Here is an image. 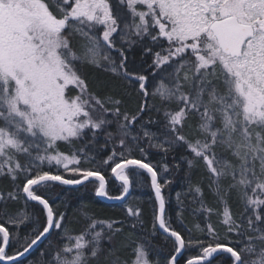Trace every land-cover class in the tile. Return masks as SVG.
<instances>
[{"label":"snow or ice","instance_id":"6c2138e0","mask_svg":"<svg viewBox=\"0 0 264 264\" xmlns=\"http://www.w3.org/2000/svg\"><path fill=\"white\" fill-rule=\"evenodd\" d=\"M39 245L36 264H264V0H0V264Z\"/></svg>","mask_w":264,"mask_h":264},{"label":"trees","instance_id":"16d2710c","mask_svg":"<svg viewBox=\"0 0 264 264\" xmlns=\"http://www.w3.org/2000/svg\"><path fill=\"white\" fill-rule=\"evenodd\" d=\"M183 172H179L175 176V183L172 185V192L173 195L175 192L179 191L182 188V177ZM110 188H111V181H110ZM57 191H64L65 192V199H67L72 209L75 210L80 205H87L90 206L95 210L97 215L100 216H112L117 218H123V210L119 207V203H106L103 202L100 198L95 197L91 186L85 187H78L76 189H73L71 187H65L63 189H57ZM137 196L142 197L144 201V206L151 210V205L148 203L149 201V192L146 188L140 189L136 193ZM134 203V201H133ZM161 241H163V236L160 237ZM44 245H39L35 250H33L26 258L22 259L23 264H36V261L39 260V252L43 248ZM168 249L161 248L160 253L161 256L167 254ZM19 264V262H18ZM222 264H227L226 257L224 261H222Z\"/></svg>","mask_w":264,"mask_h":264},{"label":"water","instance_id":"95a60500","mask_svg":"<svg viewBox=\"0 0 264 264\" xmlns=\"http://www.w3.org/2000/svg\"><path fill=\"white\" fill-rule=\"evenodd\" d=\"M100 199H101L103 202H106V203H119V202H116V201H108V200H104V199H102V198H100ZM36 248H37V247H36ZM36 248H34L33 250H35ZM33 250H32V251H33ZM32 251H31V252H32ZM31 252H30V253H31ZM30 253H29V254H30ZM29 254H27V255H26L25 257H23L22 259L26 258Z\"/></svg>","mask_w":264,"mask_h":264}]
</instances>
